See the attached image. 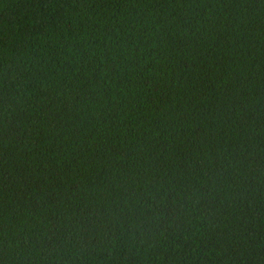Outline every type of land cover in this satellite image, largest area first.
<instances>
[{"label": "trees", "instance_id": "1", "mask_svg": "<svg viewBox=\"0 0 264 264\" xmlns=\"http://www.w3.org/2000/svg\"><path fill=\"white\" fill-rule=\"evenodd\" d=\"M0 264H264V0H0Z\"/></svg>", "mask_w": 264, "mask_h": 264}]
</instances>
